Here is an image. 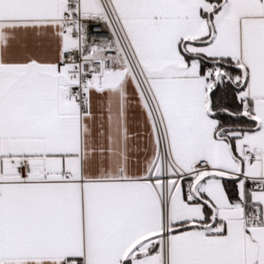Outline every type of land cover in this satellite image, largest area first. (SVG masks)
Here are the masks:
<instances>
[{
    "label": "snow or ice",
    "instance_id": "obj_1",
    "mask_svg": "<svg viewBox=\"0 0 264 264\" xmlns=\"http://www.w3.org/2000/svg\"><path fill=\"white\" fill-rule=\"evenodd\" d=\"M0 264H264V0H0Z\"/></svg>",
    "mask_w": 264,
    "mask_h": 264
}]
</instances>
